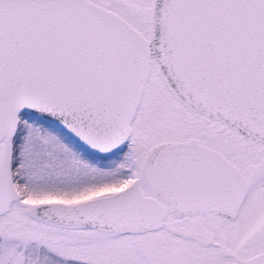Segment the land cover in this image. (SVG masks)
I'll list each match as a JSON object with an SVG mask.
<instances>
[{"label": "snow or ice", "instance_id": "obj_1", "mask_svg": "<svg viewBox=\"0 0 264 264\" xmlns=\"http://www.w3.org/2000/svg\"><path fill=\"white\" fill-rule=\"evenodd\" d=\"M0 264H264V0H0Z\"/></svg>", "mask_w": 264, "mask_h": 264}]
</instances>
